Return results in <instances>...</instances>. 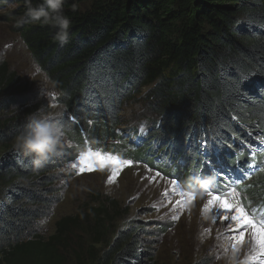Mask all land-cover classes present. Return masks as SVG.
Returning a JSON list of instances; mask_svg holds the SVG:
<instances>
[{"label":"trees","instance_id":"1","mask_svg":"<svg viewBox=\"0 0 264 264\" xmlns=\"http://www.w3.org/2000/svg\"><path fill=\"white\" fill-rule=\"evenodd\" d=\"M13 1L15 30L65 108L58 120L72 155L91 147L182 182L214 175L222 193L235 187L243 206L259 211L264 145L251 156L242 144L254 143V134L264 142V0H65L70 26L64 45L54 39L57 28L26 15L25 0ZM26 87L0 63V144L7 148L0 159V264H68L70 230L79 216L60 218L47 239L34 230L54 202L50 172L62 154L37 167L12 149L26 117L38 109L19 104L17 94ZM143 87L149 88L141 120H149L134 143L117 129L123 106ZM17 108L22 114L2 118ZM252 159L257 169L236 183L217 172ZM144 230H119L99 253L70 250L71 264H156L141 259L146 252L136 238Z\"/></svg>","mask_w":264,"mask_h":264},{"label":"rangeland","instance_id":"2","mask_svg":"<svg viewBox=\"0 0 264 264\" xmlns=\"http://www.w3.org/2000/svg\"><path fill=\"white\" fill-rule=\"evenodd\" d=\"M15 9L16 3L13 0L0 5V63H6L9 70L14 71L27 86L25 92L17 94L20 105L35 106L46 113L59 112V116L51 117L58 119L66 111L57 103L56 89L48 85L46 90L52 91L53 95H39L37 82L42 77L37 75L35 81L29 78L36 64L15 30ZM148 88L143 87L141 94L127 102L120 113L121 125L117 131L127 135L133 142L147 128L149 119L142 121L141 118L145 116L143 96ZM2 95L4 93L0 91V97ZM12 113L22 114V111L17 108L14 112L4 114L2 118ZM3 127L4 124H0V131ZM251 138L256 150L264 145L255 134ZM64 140L63 147L59 149L61 160L55 163L54 170L50 172L55 179L52 194L54 202L36 220L34 230L38 236L47 239L55 234L56 222L60 218L79 216L77 226L70 230L71 247L66 249L68 264L75 259L72 250L75 253L81 248H92L99 253L113 241L119 230L128 226L145 229L136 238L141 249L147 253L141 255L143 262L150 259L156 264H253L248 259L251 249L248 233L245 234L243 243L233 247L234 241L230 240L232 233L223 221L214 219V211L206 209L209 199L206 194L185 202L179 209L174 208L180 196L172 194V180L146 167L144 162L141 165L130 160V165L108 162L101 165L95 156L85 155L83 163L90 164L93 170L85 168L81 171V154L72 155L70 142L65 138ZM90 149L84 154L89 151L98 152L124 161L115 153ZM6 152L7 148L0 144V159ZM73 164L78 167H72ZM113 172L116 175L109 183L108 178ZM237 192L235 189V198L241 203ZM165 193L168 195L165 196ZM249 210L246 209L248 212ZM173 215L178 219L173 220ZM254 218L259 219L256 216Z\"/></svg>","mask_w":264,"mask_h":264},{"label":"clouds","instance_id":"3","mask_svg":"<svg viewBox=\"0 0 264 264\" xmlns=\"http://www.w3.org/2000/svg\"><path fill=\"white\" fill-rule=\"evenodd\" d=\"M0 2H5V0H0ZM64 3L65 0H42L41 3L34 6L32 0H25L26 15L34 21H42L44 24L57 28L54 39L60 45L68 42L70 26V20L63 14ZM34 69L29 78L35 81L37 75L42 77L41 81H36L39 86V95L52 96L53 92L47 91L46 86L51 85L54 89L55 83L38 65H34ZM53 115L59 116L60 113H46L38 109L35 113L29 114L12 145L14 152L31 157L37 167L41 166L51 156L58 154V150L65 143L64 127L58 119L51 118ZM215 181L214 175H193L183 181L182 187L185 194L201 197L215 184ZM229 260H231L230 257Z\"/></svg>","mask_w":264,"mask_h":264},{"label":"snow or ice","instance_id":"4","mask_svg":"<svg viewBox=\"0 0 264 264\" xmlns=\"http://www.w3.org/2000/svg\"><path fill=\"white\" fill-rule=\"evenodd\" d=\"M206 147V145H205ZM95 156L96 161L103 165L105 162L111 164L119 165H130L132 162L129 160L118 161L116 157L103 156L100 153H92L89 151L87 154L81 153V160L79 162L80 170L83 171L85 168L89 171L93 170L90 164H84V157ZM72 167H78L77 164H73ZM217 171V170H216ZM218 173L224 172L223 170L217 171ZM116 172H113L112 176H109L108 182L111 183L113 176ZM171 191L174 195H179L180 199L177 200L174 208H181L185 202H190L195 197L190 194H185V192L179 187L177 180L171 181ZM168 193H165L167 196ZM206 195L209 197L206 204V209L209 212L214 211V219H219L227 226L230 233V240L234 241L233 247L237 244H241L244 241L245 234L248 233L251 240V249L248 255V259L253 262V264H264V216L260 219H255L245 207L236 200L235 189L231 193H214L208 190ZM227 197V198H226ZM173 220L178 219L177 216H172Z\"/></svg>","mask_w":264,"mask_h":264}]
</instances>
